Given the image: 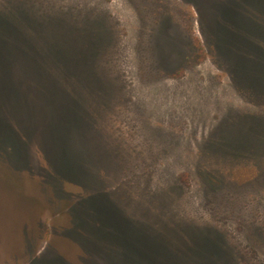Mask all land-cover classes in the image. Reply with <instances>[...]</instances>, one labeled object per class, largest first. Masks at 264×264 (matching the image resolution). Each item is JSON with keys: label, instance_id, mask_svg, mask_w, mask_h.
Masks as SVG:
<instances>
[{"label": "rangeland", "instance_id": "rangeland-1", "mask_svg": "<svg viewBox=\"0 0 264 264\" xmlns=\"http://www.w3.org/2000/svg\"><path fill=\"white\" fill-rule=\"evenodd\" d=\"M0 264H264V0H0Z\"/></svg>", "mask_w": 264, "mask_h": 264}, {"label": "trees", "instance_id": "trees-1", "mask_svg": "<svg viewBox=\"0 0 264 264\" xmlns=\"http://www.w3.org/2000/svg\"><path fill=\"white\" fill-rule=\"evenodd\" d=\"M16 16L18 17L17 14L12 15V13L3 14V22H4V26H5L4 27L5 31L7 32V34L11 38L15 39L18 42V44H16V46L18 47V49L21 53L28 55L27 54L28 51L32 52V49H34V48H35V50L38 51V44L36 42L32 41L31 36L23 33L22 26L18 25V23H20V22L17 23ZM52 32H53V29L51 28L49 41H58L57 38H60V37L57 36L56 38H54L53 35L56 36L57 34L52 33ZM63 41H65V43H63L59 46L56 45L59 49H62L63 46L66 45V40L63 39ZM54 48H55V46H53V45L49 46L50 50H55ZM35 55L36 54L34 53L33 57L36 59L35 67H37V65H38V69H39L40 66L46 65V63H47L49 68H50V71L54 70V72L52 71L50 73L51 77L49 78V84L52 86V90L58 99L61 98L60 95L62 94L63 88L66 89L70 85H73L74 87L76 85L83 87L84 83L87 82L88 79H90L89 75L84 76V74L82 72H79L78 70H77L78 72L76 73V76L67 75L66 73H64V71H63L64 76L61 74L60 67L68 65L70 55H63L62 52L60 54H56V55H54V54L47 55V58H45L46 55H36V56ZM82 57L85 58V61L90 62V60H89L90 57H87L86 55H81V57H78V55H75L74 61L77 62L76 66L79 65V60ZM56 67L58 70L55 69ZM91 78H96V80H97V76L94 73H92ZM79 89H81V87L78 88V91H79ZM83 90H85L84 87H83ZM79 93H80V91H79Z\"/></svg>", "mask_w": 264, "mask_h": 264}]
</instances>
